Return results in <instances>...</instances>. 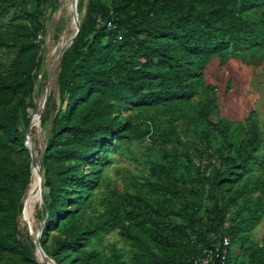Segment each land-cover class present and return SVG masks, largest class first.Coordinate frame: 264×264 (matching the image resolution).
Wrapping results in <instances>:
<instances>
[{
  "label": "trees",
  "instance_id": "trees-1",
  "mask_svg": "<svg viewBox=\"0 0 264 264\" xmlns=\"http://www.w3.org/2000/svg\"><path fill=\"white\" fill-rule=\"evenodd\" d=\"M61 5L0 0V54L8 57L0 59V264H45L32 236L20 238L19 216L33 177L27 131L48 84L40 36L48 10ZM78 10L80 32L60 61L59 100L50 96L41 117L46 259L195 264L228 235L229 264H264V242L252 236L264 220L259 120H213L216 105L195 102L215 59L224 66L247 54L264 58V0H79ZM142 139L154 144L145 184L127 178L126 190L108 191L103 209H94L114 155ZM113 229L129 251L95 247Z\"/></svg>",
  "mask_w": 264,
  "mask_h": 264
},
{
  "label": "rangeland",
  "instance_id": "rangeland-1",
  "mask_svg": "<svg viewBox=\"0 0 264 264\" xmlns=\"http://www.w3.org/2000/svg\"><path fill=\"white\" fill-rule=\"evenodd\" d=\"M61 1L62 5L58 11L48 10L46 33L41 36V39L44 40L43 68L48 80H51L49 97L52 96L57 101L59 100L57 77L61 61L59 54L74 34L73 23L76 20L73 17L71 8L72 0ZM87 2L88 0H84L85 5ZM83 13H85V9ZM59 27L63 31L60 36H57L56 29ZM0 59L6 62L8 57L6 54L1 53ZM39 82H43V80L40 79ZM46 89L47 86L43 91L39 89V95L35 96L39 112L42 111L41 106L45 99ZM195 102L214 103L217 112L211 118L213 120H217L219 117L228 118L236 125H247V118L253 113L260 123L264 151V58L247 54L244 59H232L224 66L220 64L219 59H215L207 71L204 88L196 97ZM39 114L33 119L28 146L35 152V157L40 165L42 153L46 147L47 130L43 129L40 119L38 126L34 124L35 120L39 118ZM179 124L183 137L187 139L184 133V125L181 122ZM153 145V142L146 139L132 142L125 141L122 144V150L126 152V156L114 155L112 164L105 173L104 182L96 192L95 201L92 204L94 209H103L108 191L126 190L128 188L127 178L137 181L138 186L145 184L148 178L145 163L149 158L148 149L152 148ZM35 168L37 166H33V174L39 175L41 182L40 169L39 167ZM136 189L138 190V188ZM38 191H41V183ZM28 198L29 194L27 192L23 199V208H25ZM43 207L44 203L41 198V202L37 204L33 216L29 219L24 217V209H22L19 216L20 238L24 239L29 234L36 244V237L42 226H44V219H42ZM252 236L257 243L262 244L264 242V220L253 230ZM95 247L108 255L111 254L114 247L127 251L131 249L130 242L117 229L105 232L100 238H96ZM36 256L39 259L42 258L41 253L38 252L37 255V250Z\"/></svg>",
  "mask_w": 264,
  "mask_h": 264
},
{
  "label": "water",
  "instance_id": "water-1",
  "mask_svg": "<svg viewBox=\"0 0 264 264\" xmlns=\"http://www.w3.org/2000/svg\"><path fill=\"white\" fill-rule=\"evenodd\" d=\"M78 4H79V0H72V4H71V8L73 11V17L76 19L78 25H77V29L74 31V34L71 36L70 40L68 41L66 47H64L62 49V51L59 54V57H62L64 52L67 50V48L69 46H71V44L73 43V41L75 40V38L78 36L79 32H80V28H81V18H80V14H79V10H78ZM50 85H51V80H48V84H47V89H46V94H45V99L42 105V111L39 114V119H40V123H41V117L44 114L45 108H46V104L47 101L49 99V95H50ZM36 115V113L34 114V116ZM34 116L31 120L30 126L28 128L27 131V138H26V142L25 145L28 148L30 154H31V158H32V170H33V166H37L40 169V177H41V198L43 203H45V196H44V183H43V174L41 171V166L39 165V163L37 162V159L35 157V152L32 151V149L28 146V142H29V138H30V132L32 129V124H33V119ZM44 224H45V220H44ZM42 230H43V226L41 228V230L39 231L37 237H36V246H37V255L38 252L42 254V258L39 259L40 262L45 263V264H56V262L54 261V259L49 258V260H46L45 257H48V255L46 254L45 250L43 249L42 245H41V235H42Z\"/></svg>",
  "mask_w": 264,
  "mask_h": 264
},
{
  "label": "built area",
  "instance_id": "built-area-1",
  "mask_svg": "<svg viewBox=\"0 0 264 264\" xmlns=\"http://www.w3.org/2000/svg\"><path fill=\"white\" fill-rule=\"evenodd\" d=\"M108 27L117 33V39L122 40L123 35L119 26L114 21L107 23ZM41 38V36H40ZM231 239L228 235H223L215 247H206L202 254L194 259L195 264H229Z\"/></svg>",
  "mask_w": 264,
  "mask_h": 264
},
{
  "label": "bare ground",
  "instance_id": "bare-ground-1",
  "mask_svg": "<svg viewBox=\"0 0 264 264\" xmlns=\"http://www.w3.org/2000/svg\"><path fill=\"white\" fill-rule=\"evenodd\" d=\"M77 25H78L77 24V21L75 20L74 23H73V29L74 30L77 29ZM42 105H43V102H42ZM41 109H42V106H41ZM34 124L36 126L39 125V118H37L35 120V123ZM37 168H35V169H37ZM34 176H35V178L33 179ZM33 177H32V181H31L30 187L28 189L29 198L26 200L25 208H23L24 209V212H23L24 213V217L27 218V219H29V218H31L33 216V213H34V210H35L37 204L41 202V191H38L39 188H40V183H41L40 182V178H39V175H35V174H33ZM37 191H38V193H37ZM21 217H23V216H21Z\"/></svg>",
  "mask_w": 264,
  "mask_h": 264
}]
</instances>
